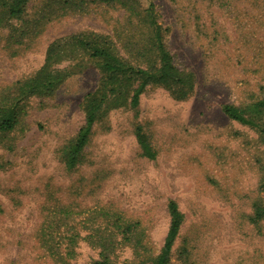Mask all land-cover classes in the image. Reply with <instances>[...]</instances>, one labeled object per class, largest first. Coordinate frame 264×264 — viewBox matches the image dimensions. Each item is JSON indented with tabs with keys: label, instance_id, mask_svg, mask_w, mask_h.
I'll return each mask as SVG.
<instances>
[{
	"label": "rangeland",
	"instance_id": "374dc122",
	"mask_svg": "<svg viewBox=\"0 0 264 264\" xmlns=\"http://www.w3.org/2000/svg\"><path fill=\"white\" fill-rule=\"evenodd\" d=\"M153 1L173 63L191 74L193 89L181 97L180 87L149 84L132 107L129 88L126 101L104 107L80 163L68 169L64 149L104 74L83 53L54 62L62 82L23 99L17 125L0 134V264H61L49 246L66 264H89L107 232L111 264H152L168 231L169 200L183 214L169 264H264V219L253 220L255 202H264V137L221 109L264 94V0ZM92 31L137 64L121 44L132 36L124 10L91 4L52 18L22 44L0 37V91L38 71L54 39ZM137 126L153 159L142 154ZM60 209L69 212L67 223L43 245L44 221H58ZM129 223L133 230L122 233Z\"/></svg>",
	"mask_w": 264,
	"mask_h": 264
},
{
	"label": "trees",
	"instance_id": "16d2710c",
	"mask_svg": "<svg viewBox=\"0 0 264 264\" xmlns=\"http://www.w3.org/2000/svg\"><path fill=\"white\" fill-rule=\"evenodd\" d=\"M35 1L0 0V37L4 38L6 45L22 44L25 39L36 36L52 18L71 12H83L91 4L119 6L124 10L126 23L132 35L121 40V44L123 48L130 47L137 64L121 57L116 43L108 35L94 31L78 32L54 39L49 43L45 63L38 71L24 80L17 81L14 88L0 91V134L11 132L17 125L24 106L23 99L35 94H51L62 82L66 74L59 69H52L54 62L77 57L80 53L97 59L104 76L99 90L88 96L84 124L74 140L64 149V162L68 169L80 163L81 152L87 144L93 125L103 114L104 107L126 101L130 94L129 88H131L129 103L132 107L138 105L142 92L149 84H160L169 88L180 87L181 97H185L193 89L191 74L175 66L172 55L164 43V28L158 20L153 0H37L38 5L32 6ZM134 30H143V36L135 34ZM221 109L231 120L257 128L264 137V94L243 105L225 103ZM134 133L142 154L153 159L156 154L147 135L140 126L135 128ZM261 190L264 199V164ZM167 208L170 215L168 231L160 251L152 259V264H169L171 251L183 222V214L174 200H169ZM58 213L62 214L58 221L55 219L44 221L45 227L40 230L43 245H50L53 241V231L67 223L69 212L60 209ZM54 215L52 217H55ZM262 219L264 202H255L253 220ZM117 220L118 217L114 222L116 227H121ZM133 227L131 223L124 225L122 233L131 232ZM110 235L112 236V232L99 236L100 258L89 264H111L109 254L113 242ZM72 244L73 242L70 246ZM54 245L60 246L58 242ZM65 247L67 251V244ZM49 252L56 255L57 262L67 263L66 257L59 253L58 248L49 246Z\"/></svg>",
	"mask_w": 264,
	"mask_h": 264
}]
</instances>
